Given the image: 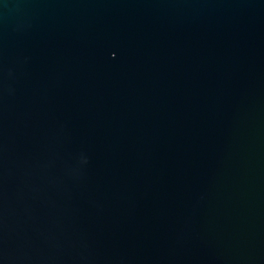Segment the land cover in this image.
<instances>
[{
    "label": "water",
    "instance_id": "water-1",
    "mask_svg": "<svg viewBox=\"0 0 264 264\" xmlns=\"http://www.w3.org/2000/svg\"><path fill=\"white\" fill-rule=\"evenodd\" d=\"M0 264H264V0H0Z\"/></svg>",
    "mask_w": 264,
    "mask_h": 264
}]
</instances>
